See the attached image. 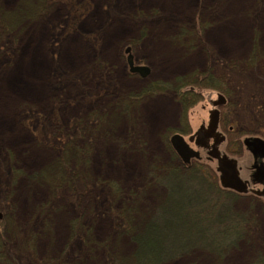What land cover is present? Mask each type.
Returning a JSON list of instances; mask_svg holds the SVG:
<instances>
[{
    "label": "rangeland",
    "instance_id": "374dc122",
    "mask_svg": "<svg viewBox=\"0 0 264 264\" xmlns=\"http://www.w3.org/2000/svg\"><path fill=\"white\" fill-rule=\"evenodd\" d=\"M127 43L148 77L128 72ZM208 70L227 78L230 138L264 137V120L250 119L264 95V0H0L2 264H136L133 233L164 194L147 170L168 164L164 137L180 111L174 93L148 86ZM203 95L188 115L194 129L217 91ZM154 103L170 116L158 125ZM220 150H235L239 165L250 158ZM127 206L138 213L131 233ZM254 224L220 258L194 250L161 264H252L264 254V214Z\"/></svg>",
    "mask_w": 264,
    "mask_h": 264
},
{
    "label": "trees",
    "instance_id": "16d2710c",
    "mask_svg": "<svg viewBox=\"0 0 264 264\" xmlns=\"http://www.w3.org/2000/svg\"><path fill=\"white\" fill-rule=\"evenodd\" d=\"M244 67L247 65L245 64ZM226 79L217 77L213 71L209 70L203 88L223 92L228 98L227 104L222 108L223 114L229 113L230 115L233 105L230 102L228 88H225L224 80ZM186 83V81L180 80L177 84V87L181 88L180 97L182 100H186L184 95L191 96L190 93L185 92ZM162 89L165 88L157 86V90L154 91ZM200 100V97L194 96L193 104L189 106L184 104L183 116L186 117L188 109ZM251 102L250 119H254V122H263L264 110H259L257 106L264 105V95L259 96L256 101L253 97ZM260 131H264V124ZM260 137L262 136L260 135ZM151 170L150 173L155 177V186L162 188L164 194L154 208L152 217L147 218V222L140 221L144 222L145 228L133 233L137 246L136 264H161L165 259L177 258L194 250H204L212 255H219L223 250L237 245L251 232L252 222H217L223 221L227 209H230L226 208V203H228L226 198L231 195L225 190L219 189V185L213 182L210 172L205 173L204 168L201 170V167L198 166L189 169L159 165L152 167ZM135 202H137V198ZM203 204L207 206L206 211L211 222H203ZM127 207V212H124L126 218L122 217V221L127 222L130 226L128 231L131 233L134 231L131 230L132 223L139 222L137 220L138 213L134 206ZM4 259L5 257L0 254V264L4 262ZM252 264H264V254H260Z\"/></svg>",
    "mask_w": 264,
    "mask_h": 264
},
{
    "label": "flooded vegetation",
    "instance_id": "af4514ba",
    "mask_svg": "<svg viewBox=\"0 0 264 264\" xmlns=\"http://www.w3.org/2000/svg\"><path fill=\"white\" fill-rule=\"evenodd\" d=\"M125 54L126 60L128 62V72L131 75L140 76L142 78L148 77L149 73L146 77H143L140 74L131 73L128 60L129 57L132 58L134 66L144 65H141L137 63L136 60H134L133 48L130 43H127L125 46ZM208 71L202 72L200 74H198L199 72H195L196 74L192 73L190 76H188V78H180V80H184L187 82V85H185V92L191 94L190 97L184 95L186 97V100H182V98L180 97L181 88L177 87L176 83L171 86H166L164 87V90H158L157 92L153 91V86L155 82L148 86L149 89L152 88L153 94H164L167 92L174 93L176 103L178 104L180 110L176 127L168 129V134L166 135V137H164L165 145L169 146L171 149L169 154L170 163L168 162V164L160 165H170L174 168L189 169H193L198 166L201 167V170H203L204 168V170H206L204 171L205 173L208 174V172H210L213 182H216L219 185V189L225 190L231 195V197L229 196L226 198L228 200V203H226V208L230 209H227L223 221L221 220L217 222H252V227H254V222H259V218L262 217V215L264 214V149L261 148L259 145H253L256 139H261L264 141V138L260 136H241L240 134L238 136H233L230 138V136L234 133V128L232 126L227 127L231 123V118L229 113L223 114L222 108L227 104L228 98L221 91H217V97L215 99L209 100L211 109L209 110L208 119H205L204 121L202 119L196 129L192 128L188 115L194 107H196L199 103L203 102V90L206 89L203 88V85L205 84L204 81ZM192 95H194L195 97H200L201 100L194 104L192 107H190L186 113V117H184V104L186 106L193 104L192 99L194 96ZM220 95L225 98V102L222 105H215V103L219 101ZM134 98L136 100L138 99L137 97ZM214 112H218L216 129L212 128L213 124L211 123V115ZM174 135L181 136L184 139L186 145L189 147V149L196 152L197 155L189 156L187 161L182 158V156L177 153V151L173 148L171 144L170 139ZM223 145H226L227 149L229 147L239 148L242 151V154L244 152L248 153L250 155V158L246 166L239 165L237 159L235 158L239 156L234 154L235 150H233V153H230V151L225 150L221 151L220 147H222ZM224 162H231L233 165H235L236 175L244 185L243 191L239 192L233 188L226 186V181L225 179H223V169L225 170L226 168ZM157 163L159 162H153L152 165H150V168L152 169V167L154 168L156 166H159V164ZM151 169L147 170L146 176L148 178H146V183L148 182V185L155 186V177H153V175L150 173L152 171ZM239 200L248 201V208L245 212L240 211L237 204ZM206 207V204H203V222H211V220L209 219V215L206 211ZM221 209L223 210L222 207ZM217 214L219 215V212ZM221 214L223 215V212H221ZM251 214L253 216V219H251ZM240 242L229 249L223 250L221 254L216 255V258H220L222 255L227 254L230 250L238 248Z\"/></svg>",
    "mask_w": 264,
    "mask_h": 264
},
{
    "label": "water",
    "instance_id": "95a60500",
    "mask_svg": "<svg viewBox=\"0 0 264 264\" xmlns=\"http://www.w3.org/2000/svg\"><path fill=\"white\" fill-rule=\"evenodd\" d=\"M129 65L131 69V73L133 74H140L143 77H146L147 74L149 73V70L147 67L144 66H134V63L132 61V58L129 57ZM225 102V98L223 96H219V101L215 103V105H222ZM217 120H218V112H214L211 115V123L212 128L216 129L217 125ZM171 144L173 148L177 151V153L182 156L186 161L188 160L189 156H196L197 153L194 152L193 150L189 149V147L186 145L184 139L179 136V135H174L171 139ZM259 145L261 148L264 149V141L261 139H256L254 142V145ZM264 153V152H263ZM226 165L225 170L223 169V179L226 181V186L233 188L237 191H243L244 190V185L242 181L238 178L236 175L235 171V165H233L231 162H224ZM222 165V164H221ZM226 171V172H225Z\"/></svg>",
    "mask_w": 264,
    "mask_h": 264
},
{
    "label": "bare ground",
    "instance_id": "6f19581e",
    "mask_svg": "<svg viewBox=\"0 0 264 264\" xmlns=\"http://www.w3.org/2000/svg\"><path fill=\"white\" fill-rule=\"evenodd\" d=\"M221 37L220 40L222 41V34L220 33ZM220 41V42H221ZM156 103H154L155 105ZM150 116L152 117V119L155 121L156 125H158L159 123L166 121L167 119L170 118L169 114H167V112L165 111L164 107L161 104H156L153 108L152 111H149ZM111 151V150H110ZM113 151H111L109 153V155H113L112 154ZM42 154L39 152H34L32 153V158L31 160H36L35 162H38L39 159H41ZM34 162V163H35ZM136 163V160H131L130 162V166L133 168V164ZM132 164V165H131ZM135 167V166H134ZM134 170H136V168H133ZM113 172H117L116 170H108L107 173L109 174H113Z\"/></svg>",
    "mask_w": 264,
    "mask_h": 264
}]
</instances>
